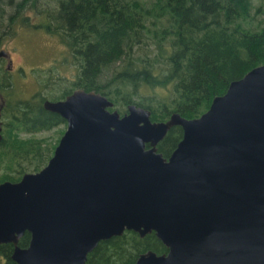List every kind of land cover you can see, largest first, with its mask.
<instances>
[{
  "label": "water",
  "instance_id": "water-1",
  "mask_svg": "<svg viewBox=\"0 0 264 264\" xmlns=\"http://www.w3.org/2000/svg\"><path fill=\"white\" fill-rule=\"evenodd\" d=\"M113 105L84 87L44 101L67 127L45 166L0 182V243L14 244L12 259L86 264L101 240L135 230L155 231L168 250L128 264H264V63L197 117L157 121L137 103ZM174 125L183 136L165 156L158 143Z\"/></svg>",
  "mask_w": 264,
  "mask_h": 264
},
{
  "label": "trees",
  "instance_id": "trees-1",
  "mask_svg": "<svg viewBox=\"0 0 264 264\" xmlns=\"http://www.w3.org/2000/svg\"><path fill=\"white\" fill-rule=\"evenodd\" d=\"M55 1L0 0V46L6 30L16 24L44 29L60 37L78 67L73 87L54 93L45 77L48 93L39 90L30 96H23L6 72V84L0 85L5 96L0 182L18 181L52 157L65 128L56 130V140L36 132L67 121L45 108L48 98H65L84 87L106 94L114 101L111 109L121 113L129 103H137L151 110L153 120H167L173 112L193 118L225 93L231 81L264 63V16H258L264 8L254 0ZM30 8L38 21L32 22ZM182 136V126L174 125L158 150L169 156ZM30 238L26 231L19 245L27 246ZM13 250L12 242L0 243L7 264H18L11 257ZM148 250L164 253L168 247L155 231L141 236L125 230L101 240L86 264H128Z\"/></svg>",
  "mask_w": 264,
  "mask_h": 264
},
{
  "label": "rangeland",
  "instance_id": "rangeland-1",
  "mask_svg": "<svg viewBox=\"0 0 264 264\" xmlns=\"http://www.w3.org/2000/svg\"><path fill=\"white\" fill-rule=\"evenodd\" d=\"M146 1L151 2L152 0ZM50 2L55 4L56 1L50 0ZM254 2L255 6L262 5L264 8V0H254ZM7 9L11 13V6H7ZM27 12L32 22L39 20L34 8L28 9ZM258 16L263 17L264 12H260ZM3 29H7L6 24ZM6 34L0 48H4L8 56L4 57L0 63L7 65L8 62H12L7 71L23 96H30L39 90L48 93L49 90L43 86L45 77L49 78L54 93H56L55 90H59L60 93L66 87L75 85L78 67L72 62L69 57L71 56L69 48L58 35L46 32L44 29L27 27L24 24L20 26L16 24L14 28H8ZM58 128L66 129V124L62 123L53 129L38 131L36 136H50L56 140L59 136L56 132ZM0 264H6L1 254Z\"/></svg>",
  "mask_w": 264,
  "mask_h": 264
},
{
  "label": "flooded vegetation",
  "instance_id": "flooded-vegetation-1",
  "mask_svg": "<svg viewBox=\"0 0 264 264\" xmlns=\"http://www.w3.org/2000/svg\"><path fill=\"white\" fill-rule=\"evenodd\" d=\"M0 49H2V48H0ZM8 55H6V56H2V57H0V61L4 58V57H7ZM12 64V62L10 61V62H8V64L7 65H3L2 63H0V70H1V77H0V85L1 86H3L4 84H6V76H5V74H6V71L9 69V67H10V65ZM4 73V74H3ZM0 98H1V103H0V118H1V112H2V109H3V107H4V104H5V96H4V94L2 93V91L0 90ZM2 126H3V123H2ZM66 127H67V123H66ZM65 131V130H64ZM62 136V135H61ZM61 138V137H60ZM1 254V253H0ZM1 256L2 257H4V260H6V257L3 255V254H1ZM7 261V260H6ZM7 264V263H6Z\"/></svg>",
  "mask_w": 264,
  "mask_h": 264
}]
</instances>
